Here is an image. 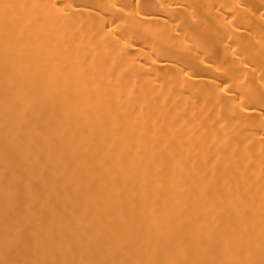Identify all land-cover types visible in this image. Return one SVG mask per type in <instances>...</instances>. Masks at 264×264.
Wrapping results in <instances>:
<instances>
[{"label":"bare ground","instance_id":"1","mask_svg":"<svg viewBox=\"0 0 264 264\" xmlns=\"http://www.w3.org/2000/svg\"><path fill=\"white\" fill-rule=\"evenodd\" d=\"M0 264H264V0H0Z\"/></svg>","mask_w":264,"mask_h":264}]
</instances>
